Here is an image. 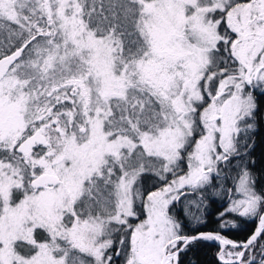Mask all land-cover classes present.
I'll return each mask as SVG.
<instances>
[{"label": "rangeland", "instance_id": "1", "mask_svg": "<svg viewBox=\"0 0 264 264\" xmlns=\"http://www.w3.org/2000/svg\"><path fill=\"white\" fill-rule=\"evenodd\" d=\"M134 1L142 5L139 22L130 6L121 15L128 27L138 23L145 52L120 67L117 42L86 30L85 0H0V34L7 35L0 50L14 51L32 31L50 50L28 81L37 85L33 93L19 78L22 64L0 75V264H84L87 258L109 264L110 257L118 264H173L188 238L176 237L168 209L220 165V175L223 165L240 175L241 213L256 211L235 151L253 110V89L264 90V0ZM103 2L109 10L112 0ZM138 92L155 99L159 112L150 118L157 128L140 132L135 123L127 134L113 121L111 103L140 107L144 125ZM108 161L125 170L112 188L93 190L92 199L89 187L104 179ZM142 166L161 174L141 184ZM183 201L192 221L196 201ZM244 252L224 247L218 258L239 263Z\"/></svg>", "mask_w": 264, "mask_h": 264}, {"label": "trees", "instance_id": "2", "mask_svg": "<svg viewBox=\"0 0 264 264\" xmlns=\"http://www.w3.org/2000/svg\"><path fill=\"white\" fill-rule=\"evenodd\" d=\"M116 1L112 0L110 8L107 10L103 0H89V3L85 0V9L82 10L81 18L85 23L86 30L92 34L94 39H109L117 42L120 50L119 53L117 52L119 61L117 59L116 63L120 67H125V64L136 60L144 54L146 43L138 23H134V21L131 27L127 26L126 20L121 15L122 6L123 8L124 5L132 7L136 12L135 20L139 22L138 16L142 5L138 6L134 0H118L120 4L116 6ZM151 1L153 0H145L146 3ZM91 5L96 7L94 11L91 10ZM6 39V34H0V44L5 43ZM43 40V36L32 31L26 34L22 41L15 43L14 51L17 50L21 53V57L15 65H23V69L18 74L23 82H27L28 93L36 91L37 85L35 82H32L31 85L28 84V81L34 80L36 68L46 59L50 51L44 45ZM14 51L5 54L0 50V59L14 53ZM12 67L6 69L0 75L10 71ZM257 85L262 90V83ZM256 87H254L250 96L253 110L245 121V135L242 136V139L236 140V151L234 150L236 153L240 151V173L248 177L250 189L257 198L256 211L248 215L241 213L244 204H238V201L241 200L236 192V182L240 175H235L233 169L228 170L222 164L224 170L221 175L217 172L218 168L221 167L220 165L216 167V170L204 184L181 194L178 200L168 209V215L173 221L175 220L174 223L179 231L176 233V237L189 238L205 233L221 234L232 242L244 244L255 233L259 217L264 213V90L262 92L257 91ZM138 93L140 96L135 101H138L141 107L143 102L146 104V123L144 125L140 124V107L135 110L130 108L129 110L126 105L118 104L116 106L114 102L111 103V109L115 116L113 121H120L121 128L128 132L127 134L130 133L129 131L135 126V123L139 125L140 132H143L141 130L153 132L152 128L154 126L155 130L157 128L158 121L156 122L150 118L152 114L159 112L158 106L154 102L155 99L148 92L147 98H142L143 94ZM32 103L34 105V101ZM31 106L29 105L30 110ZM62 120V118H58L61 125H63ZM151 123L153 124L152 127H150ZM237 142L240 143V146ZM2 153L1 157L3 158L6 154ZM124 170L118 161L114 163L112 161L106 162L102 166L104 179L99 183L94 182L89 187L91 188L90 195H92V199L95 197L93 190L97 187L112 188ZM143 170L145 173L141 177V184L150 183L157 175L161 174L154 167H147ZM220 188H223L222 193H218ZM188 197L195 200L197 205V211L192 221L185 215L186 208L183 204V199ZM86 210L83 209V215L93 214L89 210L86 212ZM37 237L41 241L44 238L42 233L38 234ZM65 246L68 245L64 244ZM228 248L230 249L231 247ZM113 251L114 248H112ZM220 252L221 248L216 243L198 239L187 245L179 255L177 264H225L220 262L218 258ZM73 254L77 256L75 252L70 253L69 256H73ZM83 263L90 264L91 261L87 258L86 260L83 259ZM109 264H118V261L110 257ZM231 264H264V232L253 245L245 249L241 262Z\"/></svg>", "mask_w": 264, "mask_h": 264}, {"label": "water", "instance_id": "3", "mask_svg": "<svg viewBox=\"0 0 264 264\" xmlns=\"http://www.w3.org/2000/svg\"><path fill=\"white\" fill-rule=\"evenodd\" d=\"M20 57H21V53H20V51H17V52H14L10 55H7V56L1 58L0 59V73H2L6 69L12 67L20 59ZM43 183H44V180H39L35 184L37 186H39ZM52 183H55V180H52ZM262 220H263V216L259 220L257 230L255 231V233L247 240L246 243L240 244V245H231V244H228L226 242H222L221 240L215 238V236L211 233L199 234L195 237L188 238V239H186V241L183 242V244L179 247V249L174 253L173 264L178 263L179 255L183 252V250L187 247V245L189 243L194 242L198 239H202L203 237H207L211 241L218 244L221 247V250H223L224 247H231V248L232 247H238L239 249H246V248L250 247L251 245H253L256 242V240L260 237L261 232H262Z\"/></svg>", "mask_w": 264, "mask_h": 264}, {"label": "bare ground", "instance_id": "4", "mask_svg": "<svg viewBox=\"0 0 264 264\" xmlns=\"http://www.w3.org/2000/svg\"><path fill=\"white\" fill-rule=\"evenodd\" d=\"M165 264H168V263H165Z\"/></svg>", "mask_w": 264, "mask_h": 264}]
</instances>
